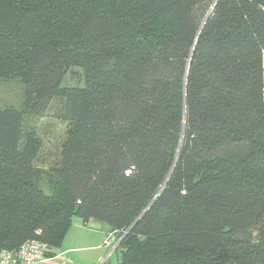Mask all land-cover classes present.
<instances>
[{"label": "trees", "instance_id": "trees-1", "mask_svg": "<svg viewBox=\"0 0 264 264\" xmlns=\"http://www.w3.org/2000/svg\"><path fill=\"white\" fill-rule=\"evenodd\" d=\"M16 71L0 249L51 256L77 216L109 225L118 264H264V0H0ZM57 97L68 130L42 158L32 122Z\"/></svg>", "mask_w": 264, "mask_h": 264}, {"label": "rangeland", "instance_id": "rangeland-1", "mask_svg": "<svg viewBox=\"0 0 264 264\" xmlns=\"http://www.w3.org/2000/svg\"><path fill=\"white\" fill-rule=\"evenodd\" d=\"M17 72L8 77H0V108L7 105L19 107L23 103L24 82ZM64 84L83 86L85 81L82 70L72 68ZM62 104V98H55L46 116L32 122L42 141V158L45 151L56 149L62 143L68 130V125L59 117ZM38 164L45 166L42 160ZM95 225H85L80 217H73L72 226L61 246L54 249L55 254L45 256L36 264H118L122 250H116L117 240L113 236L110 238L109 225L105 222L100 226L102 228Z\"/></svg>", "mask_w": 264, "mask_h": 264}, {"label": "built area", "instance_id": "built-area-1", "mask_svg": "<svg viewBox=\"0 0 264 264\" xmlns=\"http://www.w3.org/2000/svg\"><path fill=\"white\" fill-rule=\"evenodd\" d=\"M111 236L112 234L110 238ZM48 249L46 243L38 239H30L16 250L0 249V264H36L47 256Z\"/></svg>", "mask_w": 264, "mask_h": 264}, {"label": "crops", "instance_id": "crops-1", "mask_svg": "<svg viewBox=\"0 0 264 264\" xmlns=\"http://www.w3.org/2000/svg\"><path fill=\"white\" fill-rule=\"evenodd\" d=\"M89 223H91L93 226H94L95 224H98L99 228H102V227H100V226H103V224H104V222L97 221V220H94V219H90V220L88 221V224H86V225H89ZM95 226H96V225H95Z\"/></svg>", "mask_w": 264, "mask_h": 264}]
</instances>
